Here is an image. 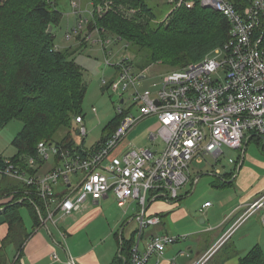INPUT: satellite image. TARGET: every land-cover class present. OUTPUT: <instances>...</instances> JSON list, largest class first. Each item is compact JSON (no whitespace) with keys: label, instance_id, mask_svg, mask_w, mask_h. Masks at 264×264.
Wrapping results in <instances>:
<instances>
[{"label":"built area","instance_id":"1","mask_svg":"<svg viewBox=\"0 0 264 264\" xmlns=\"http://www.w3.org/2000/svg\"><path fill=\"white\" fill-rule=\"evenodd\" d=\"M194 5L187 3L189 9ZM200 5L226 18L230 25L228 42L199 62L166 75L155 94L139 91L141 80L134 74L130 58L118 63L109 89L120 94L121 105L125 103L124 93L130 91L132 105L127 110L118 108L121 123L99 149L80 156L75 148L43 141L28 163L36 167L54 159V168L47 173L28 174L9 158L0 166L1 176L35 190L31 193L44 201L45 218L33 203L37 212L43 221L54 224L80 210L88 199L99 201L109 191L121 207L129 199L135 200L139 206L137 244L129 264H147L153 254L160 256L176 241L169 235L154 236L144 252L139 250L144 231L161 221L158 216L146 215L149 194L176 202L179 190L190 181L194 162L203 163L209 157L217 162L224 155V147L240 152L253 136L264 142V0H251L242 10L232 0H200ZM105 41L101 40L104 49ZM215 54L220 61L212 58ZM149 117L159 121L151 137L161 139L163 151L131 147L120 156L114 155L129 132ZM84 122L82 116L75 118L78 135L85 139L88 130ZM61 186L67 190L62 195ZM211 205L205 203L200 211L204 213ZM245 208L225 237L258 212L264 224V195ZM70 264L76 263L71 259Z\"/></svg>","mask_w":264,"mask_h":264},{"label":"trees","instance_id":"2","mask_svg":"<svg viewBox=\"0 0 264 264\" xmlns=\"http://www.w3.org/2000/svg\"><path fill=\"white\" fill-rule=\"evenodd\" d=\"M194 1L193 8L181 7L171 14L167 25H158L155 30L150 22L157 15L146 0H89L92 6L89 27L98 28L103 38L112 36L125 41L128 48L152 51L151 56L156 59H160V52L153 50L161 51L165 43L186 39L183 59L180 60L186 67L222 48L229 40L230 25L226 18L203 8L200 0ZM250 1L232 0L239 10ZM12 4V0H0V130L13 120L23 123V128L13 140L16 154L9 159L18 167L33 172L26 167L25 161L35 156L40 142L75 148L72 131L75 118L84 117L82 103L87 86L82 70L71 58L69 50L55 47L53 30L63 16L55 2L49 4L46 0H34L29 4L28 12L20 15L11 10ZM123 5L139 8L142 11L139 17H149L148 22L127 18ZM51 26L53 30L49 31ZM175 59L177 57L170 56L168 61ZM121 119L122 116L117 114L106 126L94 150L110 138ZM59 133L61 137L55 138ZM4 159L0 157V166ZM31 191L35 192L33 188L17 184L0 193L4 200L0 208L9 228L0 248V264H7L5 251L9 246L20 248L28 238L21 210L27 209L36 226L40 224V217L34 204L46 215L44 201ZM130 260L131 256L128 264ZM239 264H264L262 248L259 245L253 247Z\"/></svg>","mask_w":264,"mask_h":264},{"label":"crops","instance_id":"3","mask_svg":"<svg viewBox=\"0 0 264 264\" xmlns=\"http://www.w3.org/2000/svg\"><path fill=\"white\" fill-rule=\"evenodd\" d=\"M138 75L140 80L146 77V74ZM132 114H136V112H132ZM137 125L128 135L131 136L134 133ZM154 132L148 135V140L152 143L158 140L152 139L151 135ZM126 138L114 155L120 156L134 147L126 141ZM75 143V151L80 156L90 154L97 145L87 148L84 142L78 144L75 141ZM251 143L255 144L258 151L247 155ZM263 144V139L255 136L246 140L237 161L233 160L234 163H230L235 166L234 171L231 170V172H222L219 169L215 173H208L209 170L205 171L197 167L204 162H194L190 171V181L179 190L176 202L148 195L146 215L148 217L158 216L161 221L144 231L139 242V250L144 252L146 244L154 236L169 235L176 241L167 245L160 256L153 254L147 264H239L240 259L257 245L264 252V224L261 221L260 212L247 219L228 238L225 237L244 213L245 205L253 203L261 195H264V178L256 186H254L255 179L252 182L251 180L244 181L246 174L251 175L250 168L245 167L246 163L249 165L258 164L264 168ZM163 146L165 145L163 144ZM147 149L152 150L151 148ZM28 159L29 157L25 161L26 167L31 168L33 172L22 167L21 169L32 175L45 174L55 165L53 159L49 163L34 167L29 165ZM215 164H219V161ZM203 176H214L213 190L210 195L204 192L200 199L192 203V208L186 207L185 203L190 199L185 200L184 203L182 201L198 189ZM17 184L20 183L10 177H2L0 193L6 192ZM190 184L193 189L189 192L185 187ZM66 192V188L61 186V195ZM204 197L207 198L203 200ZM2 199L0 195V203L4 201ZM207 202H211L212 205L203 213L200 209ZM2 210L0 208V248L9 232ZM138 211L139 206L135 200L129 199L126 205L121 207L113 191H109L99 201L88 199L84 207L72 215L58 220L56 224L49 220L43 221L38 213L40 224L36 226L29 215L30 222L26 223L24 220L28 238L20 248L16 245L8 247L5 251L7 264H70L71 259L76 264H128L131 250L137 244ZM192 215H194V219H192ZM58 218L59 216L56 217V219Z\"/></svg>","mask_w":264,"mask_h":264},{"label":"rangeland","instance_id":"4","mask_svg":"<svg viewBox=\"0 0 264 264\" xmlns=\"http://www.w3.org/2000/svg\"><path fill=\"white\" fill-rule=\"evenodd\" d=\"M34 0H12L13 7L11 8L17 15L25 14L28 12V6ZM49 4L55 2L57 10H59L63 16L57 26L52 27L54 42L56 49L66 51L69 50L71 58L75 61V64L82 70L83 80L86 84V95L82 103L83 115L85 116V126L88 130V135L84 139L79 136L76 132L78 125L74 123L72 136L78 144L84 142L87 148L95 146L102 138L106 126L112 122L117 116L118 108L123 106L125 110L130 108L131 92L127 91L124 93V105H121L120 94H116L109 89V84L114 80L117 75L116 65L120 63L126 57L130 58L131 65L133 66V72L136 76L138 74H146L145 79L141 80L137 88L140 92L146 90L155 94L163 84V79L166 75L181 70L185 67L184 64L180 63L182 56L184 55V49L187 44L186 39L173 40L172 43H165L160 52L158 58L151 56L152 51L149 52L146 49L141 48H128L125 41L118 39H108L106 37L105 49L102 47L101 40L104 39L101 36V32L98 28L89 27L92 19V6L89 0H46ZM151 6L152 10L156 13L157 17L151 20L150 25L153 24L152 28L157 29L158 25L165 26L171 19V14L176 12L181 7H186L187 3H194V0H146ZM167 3V6H166ZM124 15L129 19H137L138 22L147 23L149 17L142 18V11L138 8L131 6H122ZM126 13V14H125ZM93 23V22H92ZM152 30V29H151ZM112 37V36H111ZM115 38V37H113ZM171 50V53H169ZM170 56H175V61H168ZM152 58V59H151ZM155 58V59H154ZM179 58V59H178ZM212 58L221 60L218 56L213 55ZM161 60V61H160ZM172 64V65H171ZM186 64V63H185ZM184 65V66H183ZM224 76V75H223ZM104 81L106 85H104ZM104 87H108L104 90ZM0 102L1 95H0ZM96 112H93V109ZM132 112H137L135 108H132ZM157 117L147 118L141 121L134 133L126 138V141L132 144L135 149L147 147L152 150L161 151L163 149V142L158 139L155 143L148 140V135L158 128L159 121ZM23 128V123L18 120L9 122L2 130H0V156L10 157L16 154V148L13 146V140ZM72 129V127H71ZM70 129V130H71ZM61 134L55 136L60 138ZM45 140V139H43ZM257 147L254 143L249 145L247 155L255 153ZM224 155L219 160V164H215L214 158H208L206 162L199 165V169L212 173L217 170L222 172L234 171L235 166L230 164V159L237 161L239 154L238 151L223 148ZM218 162V161H217ZM245 167H249V173L246 174L244 181L255 179L254 186L262 181L264 178V168L258 164H247ZM205 174L207 172H204ZM245 173V172H244ZM7 178L6 176H1ZM215 180L214 176H203L199 182L198 189L195 190L188 198L189 200L185 203L186 207L192 208V203L196 202L197 199L201 198V195L206 192L209 193L213 190L212 182ZM239 178L237 179V181ZM241 181V179H240ZM24 186V184L20 183ZM237 185V183H235ZM189 192L192 191V184L185 187ZM235 189V188H234ZM234 191V190H231ZM205 193V194H206ZM181 194V192H180ZM264 194V193H263ZM262 196V195H261ZM260 196V197H261ZM207 197H204L205 200ZM21 215L26 223H29V212L26 208L21 210ZM199 216V215H197ZM194 219V215H192Z\"/></svg>","mask_w":264,"mask_h":264},{"label":"water","instance_id":"5","mask_svg":"<svg viewBox=\"0 0 264 264\" xmlns=\"http://www.w3.org/2000/svg\"><path fill=\"white\" fill-rule=\"evenodd\" d=\"M49 31H52V27H50ZM121 103L123 104V101H121ZM156 103L159 104V102Z\"/></svg>","mask_w":264,"mask_h":264}]
</instances>
